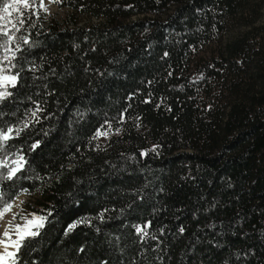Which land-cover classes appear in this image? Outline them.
I'll return each instance as SVG.
<instances>
[{
    "label": "trees",
    "instance_id": "trees-1",
    "mask_svg": "<svg viewBox=\"0 0 264 264\" xmlns=\"http://www.w3.org/2000/svg\"><path fill=\"white\" fill-rule=\"evenodd\" d=\"M53 1L63 20L43 0L16 15L0 103V125L31 121L0 197L48 218L20 264H264L262 1Z\"/></svg>",
    "mask_w": 264,
    "mask_h": 264
},
{
    "label": "snow or ice",
    "instance_id": "snow-or-ice-1",
    "mask_svg": "<svg viewBox=\"0 0 264 264\" xmlns=\"http://www.w3.org/2000/svg\"><path fill=\"white\" fill-rule=\"evenodd\" d=\"M35 0H0V20H7L11 15L10 9L18 11L21 14L24 9L31 7ZM42 6V0H41ZM24 21L19 20L22 26ZM13 28L19 31L20 28L13 24ZM0 36L6 39L0 40V49H3V56L0 57V103L8 100L14 93L9 88L15 89L19 86L21 80V72L12 70L17 67L13 61L17 59L16 53L22 51L19 44L13 49L9 45L16 39L7 28H0ZM24 44H28L26 37H19ZM39 111V109H37ZM37 111L31 113L32 117H36ZM3 116V113H0ZM31 121H21L17 126L0 125V153L4 152L9 141L21 136ZM98 135H106V133L98 132ZM38 144L32 145L33 148ZM6 156V154H5ZM14 158L9 162L7 158L0 157V169H7L6 173L0 172V177L12 180L17 173L23 171L24 165L27 163L24 156L13 154ZM11 163V166H10ZM14 203L0 197V264H20V254L23 249L29 248L34 239L41 235L40 229L45 227L48 218L46 216H37L33 214L30 218L21 216L23 223H16L17 213H13ZM11 214L9 219H5ZM50 215V214H49ZM87 218L75 221L69 224L65 230V235L72 232L80 224H89ZM150 224V222H149ZM136 232L147 235L144 228L134 225ZM99 231V229H97ZM183 231V229H181Z\"/></svg>",
    "mask_w": 264,
    "mask_h": 264
},
{
    "label": "rangeland",
    "instance_id": "rangeland-1",
    "mask_svg": "<svg viewBox=\"0 0 264 264\" xmlns=\"http://www.w3.org/2000/svg\"><path fill=\"white\" fill-rule=\"evenodd\" d=\"M258 1H262V8L260 9L259 13H258V18L256 19V21L252 24V25H260L262 23H264V0H256ZM43 6L47 12V14L49 16H54L60 20H63L64 17H66V15L68 13H70V9L67 7H60L58 6L53 0H43ZM10 13L11 15L8 17L7 20H0V28H7L9 30L10 33H12V29H13V24H16V15H18V11H13L10 9ZM133 19V18H131ZM99 19L97 18H89L87 16H81L79 17V24L81 25H87L90 23H98ZM249 28V25H239V26H235L234 28L230 29L229 31L226 32V34L223 37L224 41H227L229 39H233L236 36L241 35L243 32H245L247 29ZM12 35V34H10ZM6 39V38H3ZM0 57L3 56V49L0 50ZM0 91H2V89H0ZM31 200L30 196L22 194L17 196L12 202L14 203V207H13V213H17V219H16V223H23V221L20 219L21 216H27V217H31L33 214L40 216L37 214V212H35L33 210V208H31L30 206H28L26 203L29 202ZM11 216V214H9L8 217H6L5 219H9ZM2 230V229H0Z\"/></svg>",
    "mask_w": 264,
    "mask_h": 264
}]
</instances>
